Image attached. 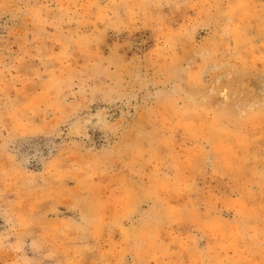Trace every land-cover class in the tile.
<instances>
[{
  "label": "rangeland",
  "instance_id": "374dc122",
  "mask_svg": "<svg viewBox=\"0 0 264 264\" xmlns=\"http://www.w3.org/2000/svg\"><path fill=\"white\" fill-rule=\"evenodd\" d=\"M0 264H264V0H0Z\"/></svg>",
  "mask_w": 264,
  "mask_h": 264
},
{
  "label": "bare ground",
  "instance_id": "6f19581e",
  "mask_svg": "<svg viewBox=\"0 0 264 264\" xmlns=\"http://www.w3.org/2000/svg\"><path fill=\"white\" fill-rule=\"evenodd\" d=\"M223 97L226 98V92H223Z\"/></svg>",
  "mask_w": 264,
  "mask_h": 264
}]
</instances>
